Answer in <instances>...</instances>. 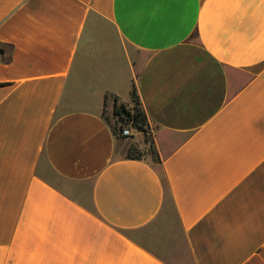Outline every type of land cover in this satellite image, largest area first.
<instances>
[{
    "label": "crops",
    "instance_id": "obj_1",
    "mask_svg": "<svg viewBox=\"0 0 264 264\" xmlns=\"http://www.w3.org/2000/svg\"><path fill=\"white\" fill-rule=\"evenodd\" d=\"M0 264H264V0H0Z\"/></svg>",
    "mask_w": 264,
    "mask_h": 264
},
{
    "label": "trees",
    "instance_id": "obj_2",
    "mask_svg": "<svg viewBox=\"0 0 264 264\" xmlns=\"http://www.w3.org/2000/svg\"><path fill=\"white\" fill-rule=\"evenodd\" d=\"M132 98V106L130 108H126L122 105H117V100L115 98V107H114V116L117 118H122L126 116L127 118L131 119L133 127L138 131L142 132V135L145 137V141L148 142L147 133H148V126L146 123L145 115L140 107V103L137 99L136 93L133 90L131 93ZM114 133L117 135V130L113 128ZM151 154H154L153 151H150ZM140 154L136 152L133 148L130 149L128 153V158L136 159L139 158ZM160 178L165 185V177L163 174H160Z\"/></svg>",
    "mask_w": 264,
    "mask_h": 264
},
{
    "label": "built area",
    "instance_id": "obj_3",
    "mask_svg": "<svg viewBox=\"0 0 264 264\" xmlns=\"http://www.w3.org/2000/svg\"><path fill=\"white\" fill-rule=\"evenodd\" d=\"M120 119V125L117 129V135L121 138H131L134 136L135 133L142 134V132L138 131L133 127L131 119L127 118L126 116H123ZM148 130V128H147Z\"/></svg>",
    "mask_w": 264,
    "mask_h": 264
},
{
    "label": "rangeland",
    "instance_id": "obj_4",
    "mask_svg": "<svg viewBox=\"0 0 264 264\" xmlns=\"http://www.w3.org/2000/svg\"><path fill=\"white\" fill-rule=\"evenodd\" d=\"M109 121V123L111 124V126H112V128H114V129H118L119 128V125H120V119L119 118H117V117H111V119H109L108 120ZM135 134H138V133H135ZM134 134V135H135ZM149 141V140H148ZM170 216L172 217L173 215H172V213H170ZM141 240H142V242H144L145 244H150L149 243V239L148 238H146V237H142V238H140Z\"/></svg>",
    "mask_w": 264,
    "mask_h": 264
}]
</instances>
